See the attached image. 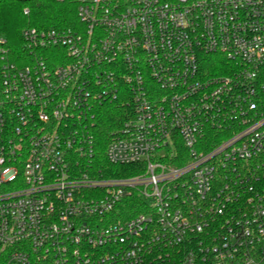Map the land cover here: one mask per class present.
I'll return each mask as SVG.
<instances>
[{
	"label": "built area",
	"instance_id": "obj_1",
	"mask_svg": "<svg viewBox=\"0 0 264 264\" xmlns=\"http://www.w3.org/2000/svg\"><path fill=\"white\" fill-rule=\"evenodd\" d=\"M76 16L23 28L16 61L0 35V264H264V0H76ZM116 97L133 110L104 154L128 176L94 160Z\"/></svg>",
	"mask_w": 264,
	"mask_h": 264
},
{
	"label": "trees",
	"instance_id": "obj_2",
	"mask_svg": "<svg viewBox=\"0 0 264 264\" xmlns=\"http://www.w3.org/2000/svg\"><path fill=\"white\" fill-rule=\"evenodd\" d=\"M25 8L28 10L27 13L23 12ZM77 24L76 0H0V35L5 38L13 61H16L15 58L18 55L25 54L21 34L23 28L27 26L65 28L74 27ZM204 63L205 65L201 68L209 73L219 72L227 64L226 60L218 54H210ZM18 64L22 63L18 62ZM132 110L130 101L126 104L121 102L119 97L96 107L98 123L93 131L96 142L94 160L98 166L109 168L107 174L111 176H128L138 172L133 165L108 164L104 154L107 142L116 134L125 114H131ZM179 149H182L181 144ZM185 160L186 158L183 157L172 164L181 165ZM138 204L140 205L137 196L132 195L129 207L133 209V212L141 210Z\"/></svg>",
	"mask_w": 264,
	"mask_h": 264
}]
</instances>
